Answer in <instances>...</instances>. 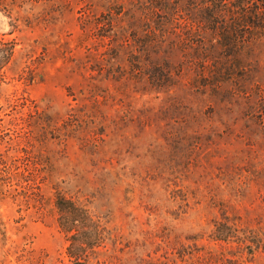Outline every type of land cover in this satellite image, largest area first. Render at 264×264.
Listing matches in <instances>:
<instances>
[{
	"label": "rangeland",
	"instance_id": "1",
	"mask_svg": "<svg viewBox=\"0 0 264 264\" xmlns=\"http://www.w3.org/2000/svg\"><path fill=\"white\" fill-rule=\"evenodd\" d=\"M0 264H264V0H0Z\"/></svg>",
	"mask_w": 264,
	"mask_h": 264
}]
</instances>
